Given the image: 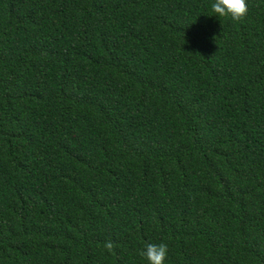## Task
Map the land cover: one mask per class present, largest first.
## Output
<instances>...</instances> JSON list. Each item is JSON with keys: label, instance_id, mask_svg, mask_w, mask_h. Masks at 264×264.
<instances>
[{"label": "trees", "instance_id": "obj_1", "mask_svg": "<svg viewBox=\"0 0 264 264\" xmlns=\"http://www.w3.org/2000/svg\"><path fill=\"white\" fill-rule=\"evenodd\" d=\"M213 2L0 0V264H264V0Z\"/></svg>", "mask_w": 264, "mask_h": 264}, {"label": "clouds", "instance_id": "obj_2", "mask_svg": "<svg viewBox=\"0 0 264 264\" xmlns=\"http://www.w3.org/2000/svg\"><path fill=\"white\" fill-rule=\"evenodd\" d=\"M211 9L218 17L231 16L233 20L241 21L247 16L248 4L247 0H214ZM114 247L112 240L105 241L104 248L107 252H113ZM168 250V245L164 242L146 243L145 247L139 251V255L146 258L149 264H164Z\"/></svg>", "mask_w": 264, "mask_h": 264}]
</instances>
